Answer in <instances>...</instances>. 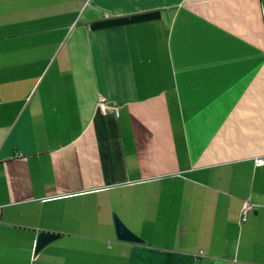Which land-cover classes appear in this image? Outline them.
<instances>
[{"label":"crops","instance_id":"obj_1","mask_svg":"<svg viewBox=\"0 0 264 264\" xmlns=\"http://www.w3.org/2000/svg\"><path fill=\"white\" fill-rule=\"evenodd\" d=\"M261 160L264 0H0V264H264Z\"/></svg>","mask_w":264,"mask_h":264},{"label":"water","instance_id":"obj_2","mask_svg":"<svg viewBox=\"0 0 264 264\" xmlns=\"http://www.w3.org/2000/svg\"><path fill=\"white\" fill-rule=\"evenodd\" d=\"M159 17V12H145L140 14H133L128 16L107 18L102 20H97L88 24L90 30H100L113 27H119L149 20H154ZM114 226L116 237L118 240L126 242H142V240L129 230L123 222L116 216L113 215ZM60 236L58 234L46 231H40L37 234V239L35 243L34 252L38 253L43 247H45L50 242L58 239Z\"/></svg>","mask_w":264,"mask_h":264},{"label":"built area","instance_id":"obj_3","mask_svg":"<svg viewBox=\"0 0 264 264\" xmlns=\"http://www.w3.org/2000/svg\"><path fill=\"white\" fill-rule=\"evenodd\" d=\"M98 108L102 113H105L106 111H112L117 114V108L116 106H108L103 98L99 99ZM259 163H264V160L259 161ZM251 208V205L248 202H245L242 206L241 212H240V220L245 221L248 215V212Z\"/></svg>","mask_w":264,"mask_h":264}]
</instances>
